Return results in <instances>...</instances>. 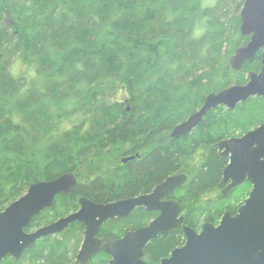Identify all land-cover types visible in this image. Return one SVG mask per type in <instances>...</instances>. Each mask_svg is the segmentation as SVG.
<instances>
[{"label": "trees", "instance_id": "trees-1", "mask_svg": "<svg viewBox=\"0 0 264 264\" xmlns=\"http://www.w3.org/2000/svg\"><path fill=\"white\" fill-rule=\"evenodd\" d=\"M244 1L0 0V212L31 184L84 165L76 162L87 153L94 160L88 169L101 174L111 162L102 160L106 148L118 156L114 144L123 142L143 159L77 194L134 195L183 172L188 183L176 196L186 225L198 230L203 222L217 224L226 210L234 213L249 187L222 196L218 185L228 160L215 145L261 125L264 98L210 110L188 135H168L206 96L245 85L248 73L260 71V53L241 71L229 65L249 42L239 30ZM14 63L21 67L15 74ZM108 81L124 86L127 104L104 100ZM72 231L78 242V230ZM72 242L69 236L37 242L19 261L0 264H72ZM181 242L180 230L157 238L146 259L157 262Z\"/></svg>", "mask_w": 264, "mask_h": 264}, {"label": "water", "instance_id": "water-1", "mask_svg": "<svg viewBox=\"0 0 264 264\" xmlns=\"http://www.w3.org/2000/svg\"><path fill=\"white\" fill-rule=\"evenodd\" d=\"M240 33L249 42L234 51L229 59L232 71H241L261 52V68L250 72L247 83L231 86L206 96L201 108L187 120L174 127L172 139L188 135L203 117L213 109L234 110L252 98H264V0H245L240 11ZM218 156L227 158L220 186L228 184L223 194L247 182L251 190L247 199L232 215L226 210L218 224L204 223L199 233L183 225L185 245L171 252L159 264H264V122L242 137L222 140L216 144ZM185 175L174 176L156 187L152 194L108 205H96L84 199L80 210L37 232L27 234L32 220L41 211L51 208L57 195H70L76 186L72 174L50 182H37L26 193L0 212V262L10 256L18 260L40 238L55 235L73 222L86 227L85 241L77 262L85 264L97 252L111 258L108 264H147L142 261L143 248L158 234L166 236L178 228L179 207L160 199L185 184ZM136 207L160 211L161 215L148 227L130 231L118 240H108L100 246L94 239L98 227L106 220L128 215Z\"/></svg>", "mask_w": 264, "mask_h": 264}, {"label": "flooded vegetation", "instance_id": "flooded-vegetation-1", "mask_svg": "<svg viewBox=\"0 0 264 264\" xmlns=\"http://www.w3.org/2000/svg\"><path fill=\"white\" fill-rule=\"evenodd\" d=\"M168 138L170 140H176V139H172L171 133L168 135ZM236 138H239V137H236ZM229 139H231V138H229ZM114 145H115V150L118 152V158H117L116 161L113 160L111 162H107V164H105L103 166L102 173L101 174H99L97 172L94 173L90 169V172L88 171L87 177H85L84 179H81V177L83 176L82 175L83 173L81 172L82 171V167H79V166L72 167L69 171H67L66 173L62 174V175H65V174H69L70 173L76 179V186L72 189L71 194L70 195H67V196H64V195H57V196H55L53 206L51 208L44 209L37 216H35L36 217L35 220L34 221L32 220L30 227L27 228L25 230V232L27 234H31V233L37 232V231L42 230V229H44L46 227H49L50 225L58 222L61 219L67 218L68 216L77 213L80 210V208H81L80 207V204H79V201L81 199H84V200H86L88 202H91V203H94L96 205H103V206H105V205H108V204H115V203L121 202V201L136 199V198L143 197V196H148V195H150V194L153 193V191H154V189L156 187L160 186L167 179H169L171 177H174V176L185 175L187 177V180H186L185 184H183L179 188L174 189L172 192H170L169 194H167L166 196H164V197H162L160 199V202H169V203L170 202H173V203H175V204L178 205V207H179V214L177 216V219L178 220L182 219L183 220L182 223L179 224V226H178L177 229L170 230L166 234V236H163L161 234H158L157 237H155L154 239L150 240L145 245V247L142 250L143 251V255H142V258L141 259H142L143 262H145L147 264H159L163 259L168 258L170 256V254H171L172 251H174L176 249L182 248L185 245V242H186V239H185V236H184V234H183V232L181 230V227L183 225H185L187 227H189V226L186 225V223H185L186 212L183 210L184 207L182 206L183 199H182V197L181 198H177L176 195L181 190H184L186 184L188 183V175L185 174V173H183V172L175 173L173 175L167 176L161 182L157 183L153 187H150V189L147 190V191H145V192H139L137 194L127 195V196H124V197L109 198V199L104 198L103 200H97L94 197V195H91L90 196V195H86V194H84V195L77 194L75 192V189H77L78 187H89L96 179L103 180V178H102L103 177V174H105V173H107L109 171H113V172L114 171H118V172L119 171H122L123 169H125L124 167L126 165H128L129 163H132V162H140L143 159V156L140 154V152L136 151V152L133 153V150L131 151L132 148L127 143H124L123 144V142H118V143H115ZM215 147H216V145H215ZM133 148H134V146H133ZM106 149L107 150H105V152L106 151H107V153H110L111 152V150L109 148H106ZM216 151H217V154H218L217 147H216ZM87 154H89V156H91V153H87ZM93 162H94V160H93ZM83 163L86 164L87 161H85ZM118 174H120V173H118ZM62 175H59L58 177H56L54 179H51V180H48V181H44V182L54 181V180L58 179L59 177H61ZM102 183H103V185L109 184L106 181L105 182L102 181ZM227 185L228 184H225V185H222V186H220V184L218 185V187L221 188V194H222V196L225 197V198H228L229 195H231L238 188H240V187H242L244 185H247L249 187V191H248L246 197L240 203L237 204V209H235L234 213L230 212L232 215H234V214H236L238 208L247 199L248 194H249V192L251 190V186L247 182H244L242 185H240V186H238L236 188H233L228 194L224 195L223 194V191H224V189L226 188ZM99 193L101 194V192H99ZM65 197H66V199H62V198H65ZM57 198H59L60 200H62L61 201V205H60V201H59V207L55 204ZM62 209H64V211H66V212H64ZM62 212H64V215H61ZM160 215H161V212L158 211V210H156V211H147V209L145 207H136L128 215H126L124 217L113 218V219H108V220L104 221L98 227V231H97V234L95 235L94 239L99 242L100 246L104 245L108 240L118 241V240L122 239L126 235V233H128L130 231H136L138 229H142V228L148 227L152 222H154L157 218H159ZM129 218H133L135 221L129 222V223L125 224L122 227L110 228V225L111 224H113V223H119V222H122L124 220L129 219ZM204 223H206V222H203L200 225V228L198 230L193 229L191 227L190 228L193 229L195 232L199 233L201 231V227H202V225ZM210 224H213V223H210ZM217 224H214V225L216 226ZM72 230H78V238H77V241L78 242H75V238L73 237V234H72L74 231H72ZM178 230H180V232H181L182 242L178 246H176L173 249H171L169 251V253L167 254V256L162 257L157 262H151V261H148L146 259V256H147V247H148V245L153 240H155L157 238H166L169 235V233L175 232V231H178ZM85 232H86V227L83 225V223H81V222H73V223L69 224L60 233L55 234V235H49V236L44 237V238H40L35 243H37V242H40L41 243V241L42 242H45V243L46 242H51L53 240L59 239L60 237L63 238V237H68L69 236L71 238V240L74 241V242H72L73 247L70 249V254H69L70 256L68 258H69L70 262L72 261V264H81V263H78L77 262V256H78L80 250L82 249L83 243L85 241ZM27 250H25L23 252V254ZM22 255H21V257H22ZM10 258L13 261H19V259H20L19 258L18 260H15L14 258L8 256L4 260L10 259ZM110 258L111 257L108 254L104 253V252H97L87 262H85V264H92L96 260H99V259H101V260H99L101 262V264H108L109 261H110Z\"/></svg>", "mask_w": 264, "mask_h": 264}, {"label": "rangeland", "instance_id": "rangeland-1", "mask_svg": "<svg viewBox=\"0 0 264 264\" xmlns=\"http://www.w3.org/2000/svg\"><path fill=\"white\" fill-rule=\"evenodd\" d=\"M11 67H12L11 70H12V72L14 74L17 73L18 71H20V69H21V67L17 63L12 64ZM102 94L104 96V100L107 101L108 103H113V102L123 103V102H126L124 104H127L128 95H127V92H126L124 86L121 85V84H118V83H115V82L113 83L111 81H108L105 84V86H104V88L102 90ZM117 158H118V156H115V154H112L111 152L110 153L106 152V153H104L102 155V160H107V161H113L114 160V161H116ZM85 161H87L86 164H84L82 166H79V167H82V171L81 172L83 173L82 174L83 176L81 177V179H84L85 177H87L88 171L90 172V169H88V167H90V165H92L94 163L93 160L91 159V156H89V154H86V156L80 158V160L78 162H76V164L78 165L79 163H83Z\"/></svg>", "mask_w": 264, "mask_h": 264}, {"label": "bare ground", "instance_id": "bare-ground-1", "mask_svg": "<svg viewBox=\"0 0 264 264\" xmlns=\"http://www.w3.org/2000/svg\"><path fill=\"white\" fill-rule=\"evenodd\" d=\"M261 54V52H259Z\"/></svg>", "mask_w": 264, "mask_h": 264}]
</instances>
